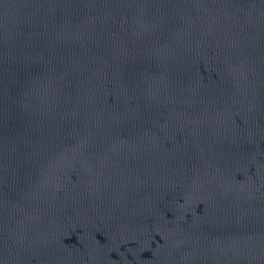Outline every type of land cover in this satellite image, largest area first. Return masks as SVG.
Masks as SVG:
<instances>
[{"label": "water", "instance_id": "1", "mask_svg": "<svg viewBox=\"0 0 264 264\" xmlns=\"http://www.w3.org/2000/svg\"><path fill=\"white\" fill-rule=\"evenodd\" d=\"M0 264H264V0H0Z\"/></svg>", "mask_w": 264, "mask_h": 264}]
</instances>
